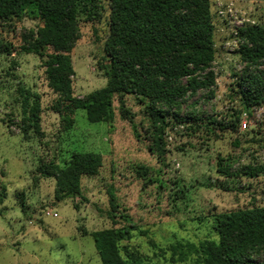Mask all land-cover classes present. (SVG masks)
I'll return each mask as SVG.
<instances>
[{
    "label": "rangeland",
    "instance_id": "obj_1",
    "mask_svg": "<svg viewBox=\"0 0 264 264\" xmlns=\"http://www.w3.org/2000/svg\"><path fill=\"white\" fill-rule=\"evenodd\" d=\"M82 3L69 52L76 97L106 84L103 66L110 59L108 0ZM10 5L0 17V264H102L90 232L127 225L117 241L121 258L195 264L194 253L180 261L170 245L217 240L215 213L264 204V171H242L264 164V95L245 109L235 94L246 69L236 29L264 26V0L209 1L213 59L195 72L211 77L206 87L172 106L157 102L165 112L154 115L147 97L124 94L127 113L115 97L103 121L88 120L82 108L56 111L43 58L20 49L40 21ZM258 68L264 78V64ZM25 95L40 107L39 131L27 126V135ZM226 121L235 127L221 128ZM73 151L99 152L102 165L80 177L79 193L58 200L55 176L40 170L49 161L64 167ZM224 166L229 174L220 171Z\"/></svg>",
    "mask_w": 264,
    "mask_h": 264
},
{
    "label": "trees",
    "instance_id": "obj_2",
    "mask_svg": "<svg viewBox=\"0 0 264 264\" xmlns=\"http://www.w3.org/2000/svg\"><path fill=\"white\" fill-rule=\"evenodd\" d=\"M209 1L108 0L111 33L105 49L110 59L103 66L107 82L83 97L72 94L74 70L69 55L77 37V15L84 7L82 0H11L10 6H19L22 12L33 14L40 21L35 32L24 38L20 49L43 58L48 85L57 95L56 111L82 108L88 120L103 121L110 117L115 97L124 114L128 110L123 108V95L129 93L147 97L146 106L152 115L162 114L165 110L158 109L157 102L172 106L188 91L209 84L210 76L195 77L197 69L213 59ZM8 2L0 0V17L5 16ZM236 36L238 53L246 69L236 79L235 94L248 109L261 103L264 95V78L258 68L264 64V26L238 27ZM46 47L51 51L45 53ZM22 106L28 120L24 135H27V126L39 131L37 99L29 104L25 95ZM227 126L235 127L227 121L220 127ZM101 165L99 152L73 151L64 167L49 161L40 172L55 176L56 197L61 200L79 193L80 177L96 174ZM219 169L226 174L231 172L229 166ZM242 171L256 175L264 171V164H247ZM129 227L90 232L102 264H143L137 258L123 259L117 251V241L128 233ZM212 229L217 240L172 243V254L182 261L194 253L195 264H264V204L217 212Z\"/></svg>",
    "mask_w": 264,
    "mask_h": 264
},
{
    "label": "built area",
    "instance_id": "obj_3",
    "mask_svg": "<svg viewBox=\"0 0 264 264\" xmlns=\"http://www.w3.org/2000/svg\"><path fill=\"white\" fill-rule=\"evenodd\" d=\"M244 125V124H243Z\"/></svg>",
    "mask_w": 264,
    "mask_h": 264
}]
</instances>
